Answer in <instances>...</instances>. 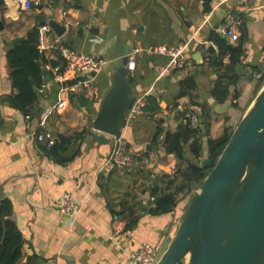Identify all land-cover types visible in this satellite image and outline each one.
Listing matches in <instances>:
<instances>
[{
  "label": "crops",
  "instance_id": "1",
  "mask_svg": "<svg viewBox=\"0 0 264 264\" xmlns=\"http://www.w3.org/2000/svg\"><path fill=\"white\" fill-rule=\"evenodd\" d=\"M29 1L28 10H22L18 0H1L0 6V206L10 208L7 219L22 237L19 264H136L131 255L142 243L161 254L184 209L179 194L173 212H150L151 190L164 175H174L172 166L179 168L175 156L164 150V134L176 131L185 118L196 117L197 127L204 112L209 128L206 133L200 124L202 160L207 157V139L216 140L237 125L264 75V0ZM231 13L240 17L246 39L239 64L231 66L228 56L223 58L232 69L225 72L237 80L225 103L219 104L210 94L218 74L207 64V51L218 52L211 36L218 35L217 27ZM52 22L62 27L61 35L50 28ZM41 23L49 30L41 40L47 62L41 70L46 74L27 120L11 103L16 90L7 53L15 47L13 42L19 44ZM180 43L186 44L187 65L161 76L167 59L152 49ZM64 46L106 61L99 73L89 74L93 81L84 97L60 91L50 78L49 62L58 61L59 54L62 58ZM134 49L140 52L134 56L135 71L128 73L132 103L141 99L145 105L146 97L155 96L160 111L142 110L131 125L124 123L121 136L134 164L118 169L108 163L112 137L99 143L90 126L124 51ZM189 75L195 77V88L178 97L179 84ZM40 125L52 133L55 155L49 156L51 147L36 140ZM158 125L163 133L155 141ZM59 136L69 142L62 144ZM192 140L184 145L187 151ZM64 193H70L77 206L72 223L55 206Z\"/></svg>",
  "mask_w": 264,
  "mask_h": 264
},
{
  "label": "water",
  "instance_id": "2",
  "mask_svg": "<svg viewBox=\"0 0 264 264\" xmlns=\"http://www.w3.org/2000/svg\"><path fill=\"white\" fill-rule=\"evenodd\" d=\"M50 28L57 35L63 32L54 22ZM17 44L15 41L12 46ZM127 55L124 51L121 67L112 74L91 122L92 138L99 143L120 136L133 100ZM194 59L197 61L199 54ZM224 71L231 72V66L224 65ZM209 165L207 157L201 160L200 167ZM156 264H264V83L215 165L192 190L175 233Z\"/></svg>",
  "mask_w": 264,
  "mask_h": 264
},
{
  "label": "trees",
  "instance_id": "3",
  "mask_svg": "<svg viewBox=\"0 0 264 264\" xmlns=\"http://www.w3.org/2000/svg\"><path fill=\"white\" fill-rule=\"evenodd\" d=\"M240 37L237 44L230 45L226 39L219 34L211 36V40L217 46L218 52L210 48L207 52V64L218 74V78L210 91L212 98L219 104H224L228 95L229 87L234 85L237 76L229 75L224 71L223 58L228 56L231 66L240 63L243 56V44L246 39L245 31L240 27ZM38 28H33L18 45L11 48L7 53V60L11 68L10 79L16 94L11 99V103L21 110L26 116L31 117L32 108L38 100L39 89L44 82L41 66L47 62L43 60V55L38 49ZM38 62L41 64L39 65ZM63 59L60 57L58 61H50L51 67L63 66ZM255 70H258L257 68ZM50 78H52V73ZM264 75L260 77L263 82ZM133 80L130 78L129 83ZM195 77L189 75L180 82L178 97L189 94L195 88ZM37 88V91H34ZM238 96L236 95L234 99ZM144 113H157L160 111L158 98L148 96L143 106ZM204 114V112H203ZM200 117L202 127L208 133L209 120L206 116ZM194 127L189 118H185V123L181 124L176 131L166 132L163 137L162 145L167 154H173L179 163V168L173 176L164 175L159 185L151 190L153 207L150 212L152 215H162L171 213L177 207L179 201L177 196L182 194V198L191 195L192 190L196 189L202 180L206 177L209 170L215 165L217 158L221 154L225 145L229 141L233 129L226 128L216 140L207 139V158L209 167H200L202 158V142H201V125ZM163 133V129L158 125L153 140H158ZM189 152L185 149V144L191 140ZM58 140L62 144H67L69 139L59 136ZM56 142L47 150L49 156L55 155ZM185 207V206H184ZM10 214V208L0 206V264H19L21 258L22 237L18 232L15 224L7 219ZM136 219L133 218L129 222V227L133 225Z\"/></svg>",
  "mask_w": 264,
  "mask_h": 264
},
{
  "label": "built area",
  "instance_id": "4",
  "mask_svg": "<svg viewBox=\"0 0 264 264\" xmlns=\"http://www.w3.org/2000/svg\"><path fill=\"white\" fill-rule=\"evenodd\" d=\"M218 1L222 2L224 0ZM18 2L22 10H28L31 6L29 0H18ZM241 24L242 21L240 17L231 13L228 14L225 20L217 27L216 32L230 43L236 44L239 39ZM38 31V49L41 53L44 49L41 45V40L49 30L46 26H40L38 27ZM139 52V49H134L132 53L127 55L126 70L129 74L135 71L134 56ZM152 52L162 55L167 59L165 67L160 72L161 76H171L187 65L188 58L185 43H180L171 47L158 46L153 48ZM61 54L64 63L62 67L57 66L53 68L52 81L59 84L60 91H71L75 95L84 97L86 95L85 90L93 81V78L90 77L91 73L95 75L99 73L106 65V61L75 51L67 46L62 47ZM143 106L144 104L141 99L133 101L124 117L125 125H131L137 116L142 114ZM26 119L29 120L30 116H26ZM189 119L193 126L197 125L196 117H190ZM39 127V131L35 134L36 140L46 143L47 147H52L55 143L52 133L47 130L44 125H40ZM108 163L118 169H130L134 164V158L127 150L126 140L121 134L118 137H112V146L108 157ZM170 170L172 174H175L177 168L176 166H172ZM55 206L58 208L59 212L67 218L69 223L73 222V218L77 212V206L70 193L61 195L55 201ZM118 232L117 230L116 233ZM158 258L159 254L157 250L147 243L140 244L131 255V259L136 264H156Z\"/></svg>",
  "mask_w": 264,
  "mask_h": 264
},
{
  "label": "rangeland",
  "instance_id": "5",
  "mask_svg": "<svg viewBox=\"0 0 264 264\" xmlns=\"http://www.w3.org/2000/svg\"><path fill=\"white\" fill-rule=\"evenodd\" d=\"M263 83H264V80H263V82L262 81H260V83H259V87H258V89L257 90H259L260 88H261V86L263 85ZM254 97V96H253ZM232 129H234V127H232ZM190 196L191 195H188L187 197H184V198H182V194H181V201H182V203L184 204V206L186 205V203L188 202V200H189V198H190ZM163 249H164V247H163ZM159 254V257H160V253H158Z\"/></svg>",
  "mask_w": 264,
  "mask_h": 264
}]
</instances>
